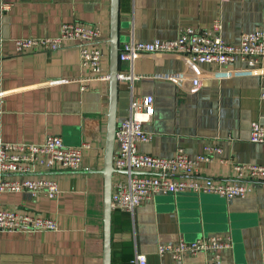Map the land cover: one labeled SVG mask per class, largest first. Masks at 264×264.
Segmentation results:
<instances>
[{
    "label": "crops",
    "instance_id": "1",
    "mask_svg": "<svg viewBox=\"0 0 264 264\" xmlns=\"http://www.w3.org/2000/svg\"><path fill=\"white\" fill-rule=\"evenodd\" d=\"M3 2L13 3L9 12H3ZM218 19L224 39L236 44L242 33L264 27V0H119V47L127 41L176 38L183 27L210 28ZM72 22L101 23L102 37L95 44L105 52L102 65L109 73L112 0H0V35L5 38L0 48V137L41 143L55 135L68 146H85L84 169L41 167L26 174L57 180L56 198L29 192L2 195L7 208L57 219L59 229L0 231V264H104L109 79L83 82L88 72L81 66L76 42L25 54H15L13 42L19 37L55 36L63 23ZM241 66L236 61L222 68L187 67L181 56L170 53L120 62V74L140 78H120L117 126L130 114L133 99L153 95L155 113L146 129L154 137L139 144V150L171 157L182 148L195 157L206 145L219 144L223 152L201 163L195 177L234 181L236 171L220 162L221 157L264 164V142L250 141L251 124L264 113V75L256 70L227 74ZM193 78H199V86L192 85ZM120 175L116 171L112 182ZM246 184L251 190L244 198L158 194L142 202L134 214L113 210L111 264H133L136 254H145L148 264H208L207 253L175 260L157 251L159 243L196 240L205 231L232 236V247L220 252V264H264V181L246 179Z\"/></svg>",
    "mask_w": 264,
    "mask_h": 264
},
{
    "label": "built area",
    "instance_id": "2",
    "mask_svg": "<svg viewBox=\"0 0 264 264\" xmlns=\"http://www.w3.org/2000/svg\"><path fill=\"white\" fill-rule=\"evenodd\" d=\"M12 2H3V12H9ZM223 24L215 20L210 28L195 29L183 27L176 38L152 41H127L119 47V61L133 62L148 53H170L182 57L187 67L197 64H214L219 68L240 61L242 66L227 72L256 70L264 75V27L242 33L238 43L227 42L223 35ZM102 37L101 23H63L55 36L19 37L13 40L15 54L30 51L51 52L58 50L66 41L76 42L80 49V62L87 75L83 82L109 79L102 65L105 52L95 43ZM5 38L0 35V48ZM120 78H140V75H123ZM199 78H193L192 85L199 86ZM86 89V85L82 86ZM2 96V93H0ZM264 99V88L261 91ZM155 113L154 96L145 95L131 101L130 114L118 124L115 135L116 150L114 167L122 174L112 185V210L134 214L136 208L158 194L205 193L215 194L228 200L244 198L250 192L246 179L264 181V164L238 163L232 158L221 157L220 162L230 165L236 171L234 181H216L212 178L199 180L195 177L201 163H210L223 148L219 144L206 145L204 151L195 157L180 148L174 156L162 157L139 150V144L150 142L154 133L146 129ZM250 141L264 142V113L261 119L251 124ZM85 146H68L61 136L48 135L41 143L8 142L0 137V231L27 232L57 231V219L11 210L2 201L4 193L29 192L33 197L56 198L60 193L57 180L46 177H28L26 174L38 168L50 169L60 166L70 170L84 169L83 150ZM142 170L152 173H141ZM14 176H9V175ZM15 174H19L15 177ZM233 239L227 233H215L175 243H159L160 256L170 255L183 260L188 255L207 253L208 264H220V252L231 248ZM133 264H148L145 254H136Z\"/></svg>",
    "mask_w": 264,
    "mask_h": 264
},
{
    "label": "water",
    "instance_id": "3",
    "mask_svg": "<svg viewBox=\"0 0 264 264\" xmlns=\"http://www.w3.org/2000/svg\"><path fill=\"white\" fill-rule=\"evenodd\" d=\"M119 12V0H112V24H111V38H110V112L109 122L106 138V151H105V192H104V264H111L112 253V179L113 174L118 171L114 167L115 155V135L117 129V106L119 100V37L117 35V22ZM208 232H204L203 236H207ZM200 236L199 238H201ZM198 239V238H197Z\"/></svg>",
    "mask_w": 264,
    "mask_h": 264
}]
</instances>
